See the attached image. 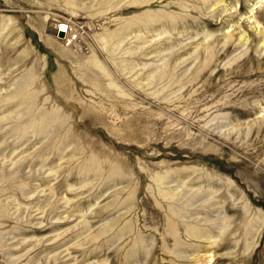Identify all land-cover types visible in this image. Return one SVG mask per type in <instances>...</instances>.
I'll return each instance as SVG.
<instances>
[{"label":"rangeland","instance_id":"1","mask_svg":"<svg viewBox=\"0 0 264 264\" xmlns=\"http://www.w3.org/2000/svg\"><path fill=\"white\" fill-rule=\"evenodd\" d=\"M109 1L0 0V264H264V0Z\"/></svg>","mask_w":264,"mask_h":264},{"label":"bare ground","instance_id":"2","mask_svg":"<svg viewBox=\"0 0 264 264\" xmlns=\"http://www.w3.org/2000/svg\"><path fill=\"white\" fill-rule=\"evenodd\" d=\"M72 3V2H71ZM108 3H110V1L109 0H100V5H103V4H108ZM73 5V4H72ZM74 5L76 6V7H80V6H78L77 5V3H76V1H74ZM104 13V12H103ZM98 14H99V12H98ZM69 27L66 25H62L61 26V28H60V32H63L64 34H66V35H68V33H69Z\"/></svg>","mask_w":264,"mask_h":264},{"label":"built area","instance_id":"3","mask_svg":"<svg viewBox=\"0 0 264 264\" xmlns=\"http://www.w3.org/2000/svg\"><path fill=\"white\" fill-rule=\"evenodd\" d=\"M58 34H59V32H58ZM77 38H78V36H76V35L71 36V38H69V42L71 43V42L77 40ZM65 39H66V38H65Z\"/></svg>","mask_w":264,"mask_h":264},{"label":"water","instance_id":"4","mask_svg":"<svg viewBox=\"0 0 264 264\" xmlns=\"http://www.w3.org/2000/svg\"><path fill=\"white\" fill-rule=\"evenodd\" d=\"M58 36H59V38H64V33L63 32H59Z\"/></svg>","mask_w":264,"mask_h":264}]
</instances>
